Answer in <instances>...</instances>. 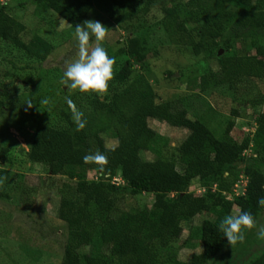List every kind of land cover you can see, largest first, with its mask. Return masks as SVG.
<instances>
[{
	"label": "trees",
	"instance_id": "1",
	"mask_svg": "<svg viewBox=\"0 0 264 264\" xmlns=\"http://www.w3.org/2000/svg\"><path fill=\"white\" fill-rule=\"evenodd\" d=\"M20 1L16 6L33 7L36 17L46 11L60 14L71 28L80 24L90 7V0ZM227 3V0H107L105 11L111 21L107 27L116 26L124 33L119 50L124 62L113 68L106 95L89 96L76 91L81 102L76 106L85 113L86 127L76 132L68 109L52 113L58 103L57 95L53 105V95L40 100L38 110L44 109L45 115L32 111L20 118L28 131L22 130L21 124L15 130L26 144L27 161L44 166L52 175L48 180L63 176L73 185L56 188L52 184L45 191L47 194L57 191L61 209L69 207L70 212L71 220L62 228V246L52 254L59 264H195L178 260L173 245L182 234V226L204 213L213 219L191 228L182 245L185 247L187 241L194 240L202 250L197 258L202 264H219L227 259L226 250L230 247L218 228L222 219L232 214L234 208L237 212H250L256 224L263 218L264 208L257 201L264 197V116L255 112L252 136L237 143L230 136L232 119L239 117L242 107L236 104L230 112L232 119L221 136L216 137L201 118L192 120L188 116L181 101L158 99L142 72L150 53L148 36L135 34L138 29L148 32L154 27L157 30L153 29L152 35H158L161 45L215 61L217 68L209 80L205 76L200 78V89L205 91L213 83V88L223 89L233 98L237 86L264 82V5L260 0H233L236 10L230 13L226 10ZM10 12L7 4H0V80L20 81L22 71L42 69L41 64L55 48L35 34L25 42V25L10 16ZM237 45L242 51L231 54ZM220 50L222 54L218 55ZM29 61L33 66L27 64ZM134 66H140L141 73L132 76ZM166 75L171 78L172 73ZM46 84L55 88L62 99L67 98L62 89L58 90L55 80L50 78ZM21 85L26 86L22 82ZM5 95L0 86L1 113L8 105L23 111L15 100L5 103ZM44 100L48 103H43ZM254 103H264V93L258 92L255 99L248 101L253 108ZM148 120L188 131L175 156L162 159V139L146 126ZM103 136L116 146L107 149ZM9 147L0 149V161L7 158V165ZM96 151L108 158L102 173L97 165L83 162L85 155ZM247 152L250 155L246 156ZM88 173H94L97 181L87 184ZM117 174L122 186L112 182ZM238 177L245 178L247 183L244 195L236 197L232 193ZM227 179L233 181L228 184ZM195 187L202 194L197 195ZM80 194L82 207L76 217L73 211L80 203L77 198ZM143 194L153 197L150 207L139 212L117 207L121 198ZM226 195H231V201H225ZM3 200L9 201L10 196L0 190V201ZM76 226L78 230L73 229ZM254 251L244 253L253 257L246 264H264V245L254 247Z\"/></svg>",
	"mask_w": 264,
	"mask_h": 264
},
{
	"label": "rangeland",
	"instance_id": "2",
	"mask_svg": "<svg viewBox=\"0 0 264 264\" xmlns=\"http://www.w3.org/2000/svg\"><path fill=\"white\" fill-rule=\"evenodd\" d=\"M18 1L0 0V4H7L11 11L10 16L25 25L26 29L23 33L25 42L35 34L53 44L55 50L48 60L41 64L42 69L37 66V71H22L20 81L12 78L0 80V86L6 94L5 103L15 100L19 106L22 105L23 110L20 112L8 105L3 113L0 112V149L10 146L9 151L11 152L9 165L5 163L7 158L4 162L0 161V190L10 196L9 201H0V264H59L52 254L62 246L61 243L64 239L62 228L65 226L64 223L69 220L70 212L69 207L61 209L57 191L53 190L48 194L45 191L52 184L56 188H60L63 184L65 187L73 185L67 182L63 176H56L48 180L47 178L52 175L44 166L31 164L27 161L26 144L15 130V126L21 124V129L28 131L26 125L22 126L20 118L28 116L32 111L45 115L44 109L42 112L38 110L40 108L38 104L44 97L47 99L53 95L51 98V105H53L58 96V103L52 111L53 114L69 110L66 105L68 98L72 99L76 105L81 103L76 91L65 88L61 83L65 63L78 57L75 28H71L66 20L54 11H46L36 17L33 15V7L27 5V8L25 6L21 9L16 6ZM227 2V12H234L236 7L233 0H227ZM260 2L264 5V0H260ZM106 3L107 0H90L89 10L82 16L80 24H83L84 21H99L108 29L103 46L115 61L113 68H118L120 63L124 62L119 55V50L124 43V33L116 26L107 27L111 21L105 11ZM153 29L157 30L154 27ZM153 29L148 32L138 29L135 34L148 36L150 53L146 57L144 64L146 67L142 72L154 88L158 99L181 101L188 109V116L192 120L201 118L216 137L221 136L226 123L232 119L231 110L236 107V104H240L242 107L238 111L239 117L232 119L234 126L230 136L237 143H240L248 135L252 136L255 130L256 115L264 116V103L260 105L254 103L253 108L248 104V101L255 99L258 92L264 93V82L237 86L236 95L233 98L225 90L213 88V83H209L206 90L202 91L199 86L200 78L205 76L209 80L210 74L217 68L216 62L205 61L204 55L193 57L187 51L178 52L172 46L161 45L158 35H152ZM90 45L95 47L94 37L90 38ZM236 48V51L230 53L242 51L239 45ZM27 64L33 66V62L29 61ZM167 72L172 73L171 78L167 77ZM138 73H141L140 66H134L132 76ZM50 78L57 82L60 87L58 90L62 89L67 98L62 99V96L56 93L55 88L46 84ZM21 82L26 86L21 85ZM145 124L162 139L160 143L163 150L162 159L175 156L177 148L188 135L187 130L172 129L158 121L148 120ZM102 138L107 149L116 146V143L111 139L105 136ZM248 155L250 152H247L246 156ZM173 160L176 161L177 156ZM118 174L112 182L116 186H122L123 183ZM96 181L94 173H88L86 183ZM232 181V179L226 180L228 184ZM246 183L245 178L238 177L233 185V193L244 195ZM195 190L197 195L203 192L198 187H195L194 192ZM225 197V201H231L230 196L226 195ZM77 198L80 203L78 202L79 205H76V210L73 211L76 217L80 215L79 208L82 207L83 195H77ZM152 201L151 195L143 194L136 198H121L117 202V207L127 212H139L146 206L150 207ZM236 213L237 209L234 208L232 214ZM206 219L211 220L213 217L204 213L182 226V234L177 243L173 245L177 252V258L181 262L202 264L197 259L202 254L200 246L195 244L194 240L187 241L185 247L182 244L187 240L189 230L197 227L201 221ZM73 224L77 225L75 221ZM256 225L258 228L264 227V213L263 218ZM258 228L246 230L244 241L230 246L226 250L229 254L227 259L219 264H246L248 260L253 259L252 255L246 256L244 253L250 254L249 250L255 253L254 247L261 248L264 245V237L258 235ZM73 229L78 230L79 228L76 226Z\"/></svg>",
	"mask_w": 264,
	"mask_h": 264
},
{
	"label": "clouds",
	"instance_id": "3",
	"mask_svg": "<svg viewBox=\"0 0 264 264\" xmlns=\"http://www.w3.org/2000/svg\"><path fill=\"white\" fill-rule=\"evenodd\" d=\"M107 30L99 21H84L83 24L76 25L75 40L78 57L65 63L61 79L65 88L89 96H103L108 93L109 83L114 75L113 65L115 61L108 55L103 46L107 37ZM92 37L95 40V47L90 45V38ZM43 103L47 104L48 101L44 100ZM66 104L70 110V118L75 125V131H82L87 124L85 113L78 109L70 98L66 99ZM83 162L97 165L98 171L102 173L108 164V158L103 153L96 151L93 154L85 155ZM232 194L234 195V193ZM241 196L243 195L241 194ZM257 203L259 207L264 208V197H261ZM218 228L228 244L233 246L244 241L246 230L258 228V226L250 212L241 210L234 215H226ZM258 235L264 237V227L258 228Z\"/></svg>",
	"mask_w": 264,
	"mask_h": 264
},
{
	"label": "water",
	"instance_id": "4",
	"mask_svg": "<svg viewBox=\"0 0 264 264\" xmlns=\"http://www.w3.org/2000/svg\"><path fill=\"white\" fill-rule=\"evenodd\" d=\"M221 54H222V51L220 50L219 53H218V55H221Z\"/></svg>",
	"mask_w": 264,
	"mask_h": 264
},
{
	"label": "built area",
	"instance_id": "5",
	"mask_svg": "<svg viewBox=\"0 0 264 264\" xmlns=\"http://www.w3.org/2000/svg\"><path fill=\"white\" fill-rule=\"evenodd\" d=\"M234 195H235V196H238V195H240V194H237V195H236V194H234Z\"/></svg>",
	"mask_w": 264,
	"mask_h": 264
}]
</instances>
